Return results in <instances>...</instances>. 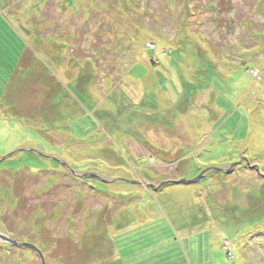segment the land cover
Wrapping results in <instances>:
<instances>
[{
	"label": "rangeland",
	"instance_id": "1",
	"mask_svg": "<svg viewBox=\"0 0 264 264\" xmlns=\"http://www.w3.org/2000/svg\"><path fill=\"white\" fill-rule=\"evenodd\" d=\"M260 141L264 0H0V233L43 264H264Z\"/></svg>",
	"mask_w": 264,
	"mask_h": 264
},
{
	"label": "crops",
	"instance_id": "2",
	"mask_svg": "<svg viewBox=\"0 0 264 264\" xmlns=\"http://www.w3.org/2000/svg\"><path fill=\"white\" fill-rule=\"evenodd\" d=\"M248 69V68H247ZM235 75V74H234ZM235 77H236V75H235ZM239 114H240V112H239ZM260 116H261V112H260ZM232 118H234L235 119V123L234 124H232L233 125V127H230L229 125H228V123L231 121V119ZM231 119L229 120V121H227L226 122V124H225V128L227 127V129L234 135L233 136V139H235L236 138V133L238 134V138L240 137L239 136V133L240 134H243V129L241 130L240 129V126H241V123H242V121H243V119H244V116L242 115V114H240V116H237V113L235 114V115H233L232 117H231ZM241 128H242V126H241ZM231 129H233L234 131H232ZM237 138V139H238ZM149 140V139H148ZM212 138H211V142H212ZM148 142V141H147ZM210 142V143H211ZM214 143L215 144H218V143H220V140L218 139V140H215L214 141ZM260 143L263 145L264 143H263V141H260ZM169 146H171V144H169ZM169 146H168V148H169ZM25 152H28V151H25ZM28 153H30V152H28ZM170 154H171V150H170V152H169ZM261 154H264V151H262L261 152ZM143 157H145V156H143ZM139 158V157H138ZM148 180V179H147ZM150 180V179H149ZM147 187H149V186H147Z\"/></svg>",
	"mask_w": 264,
	"mask_h": 264
},
{
	"label": "water",
	"instance_id": "3",
	"mask_svg": "<svg viewBox=\"0 0 264 264\" xmlns=\"http://www.w3.org/2000/svg\"><path fill=\"white\" fill-rule=\"evenodd\" d=\"M11 155H13V154H9L5 158H9V157H11ZM2 160H4V159H2ZM2 160H0V162ZM0 242L1 243H5V244H9L11 246H15V247H17L19 249H30L31 251H33L36 255H38L40 257L42 264L44 263L42 253L33 245H30V244H19L16 241L11 240L9 237L2 235L1 233H0Z\"/></svg>",
	"mask_w": 264,
	"mask_h": 264
},
{
	"label": "trees",
	"instance_id": "4",
	"mask_svg": "<svg viewBox=\"0 0 264 264\" xmlns=\"http://www.w3.org/2000/svg\"><path fill=\"white\" fill-rule=\"evenodd\" d=\"M68 2H73L74 0H67ZM164 42V41H163ZM166 43V42H165ZM155 46V45H154ZM164 47H166V46H164ZM174 58H177V55H175V56H173ZM81 180H83V178H80ZM38 249V248H37ZM228 255H230V253L228 254Z\"/></svg>",
	"mask_w": 264,
	"mask_h": 264
},
{
	"label": "bare ground",
	"instance_id": "5",
	"mask_svg": "<svg viewBox=\"0 0 264 264\" xmlns=\"http://www.w3.org/2000/svg\"><path fill=\"white\" fill-rule=\"evenodd\" d=\"M189 43V42H188ZM191 44V43H190ZM192 56H195L196 55V53L195 52H193V51H191V53H190Z\"/></svg>",
	"mask_w": 264,
	"mask_h": 264
},
{
	"label": "built area",
	"instance_id": "6",
	"mask_svg": "<svg viewBox=\"0 0 264 264\" xmlns=\"http://www.w3.org/2000/svg\"><path fill=\"white\" fill-rule=\"evenodd\" d=\"M151 48H152V49H155V46H154V45H152V46H151Z\"/></svg>",
	"mask_w": 264,
	"mask_h": 264
}]
</instances>
